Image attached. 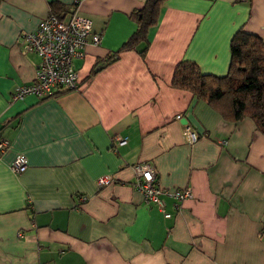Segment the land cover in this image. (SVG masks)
<instances>
[{"label": "crops", "instance_id": "0c3cea01", "mask_svg": "<svg viewBox=\"0 0 264 264\" xmlns=\"http://www.w3.org/2000/svg\"><path fill=\"white\" fill-rule=\"evenodd\" d=\"M146 1L0 0V141L10 144L0 156V264H264V136L172 87L182 60L226 75L240 29L264 40V0H166L146 58L126 50L92 75L135 33L130 15ZM54 2L91 19L101 44L74 61L78 90L14 101L40 65L22 37ZM21 155L28 167L15 174ZM140 163L162 189L193 192L180 209L162 197L172 219L138 190Z\"/></svg>", "mask_w": 264, "mask_h": 264}, {"label": "trees", "instance_id": "16d2710c", "mask_svg": "<svg viewBox=\"0 0 264 264\" xmlns=\"http://www.w3.org/2000/svg\"><path fill=\"white\" fill-rule=\"evenodd\" d=\"M165 2L147 0L141 9L132 12L130 18L137 25L135 33L114 55L98 62L92 75L116 62L126 50L138 49L145 59L150 49V32L159 24ZM71 12L59 2L51 4L50 15L60 20H65ZM230 50L226 75L205 73L198 63L182 60L175 70L172 87L204 101L227 123L253 121L256 130L264 136V40L242 28L233 36Z\"/></svg>", "mask_w": 264, "mask_h": 264}, {"label": "built area", "instance_id": "2783aa9c", "mask_svg": "<svg viewBox=\"0 0 264 264\" xmlns=\"http://www.w3.org/2000/svg\"><path fill=\"white\" fill-rule=\"evenodd\" d=\"M103 33L93 32V21L83 16L76 8L68 19L60 20L49 15L40 22L38 29L22 37L24 54H34L40 59L36 79L30 85L19 87L13 95L14 101L23 100L28 96L39 99L52 96L57 91L70 92L78 90L80 80L74 67V61L83 58L84 51L90 43L101 44ZM185 137L189 144L196 143L197 135L190 128ZM119 145H126V139L117 138ZM227 142L223 140L222 144ZM9 142L0 141V156L9 148ZM28 162L24 156H18L11 164L13 173L21 174L27 170ZM137 173V188L143 194L146 203H154L166 219H172L171 213L165 212L163 196H168L176 202L177 209L193 198L190 188L169 192L161 188L155 167L151 163H140L135 166ZM109 177L98 180L100 186L111 184ZM86 200L85 198L83 201Z\"/></svg>", "mask_w": 264, "mask_h": 264}, {"label": "rangeland", "instance_id": "374dc122", "mask_svg": "<svg viewBox=\"0 0 264 264\" xmlns=\"http://www.w3.org/2000/svg\"><path fill=\"white\" fill-rule=\"evenodd\" d=\"M193 131V130H192ZM194 132V131H193ZM195 134L197 135V141L196 142H198L199 141V135L195 132ZM186 138V137H185ZM193 144H195V143H193ZM192 144V145H193ZM181 190V189H180ZM183 190V189H182ZM176 191H178V190H176Z\"/></svg>", "mask_w": 264, "mask_h": 264}, {"label": "water", "instance_id": "95a60500", "mask_svg": "<svg viewBox=\"0 0 264 264\" xmlns=\"http://www.w3.org/2000/svg\"><path fill=\"white\" fill-rule=\"evenodd\" d=\"M185 123H187V120H184Z\"/></svg>", "mask_w": 264, "mask_h": 264}]
</instances>
